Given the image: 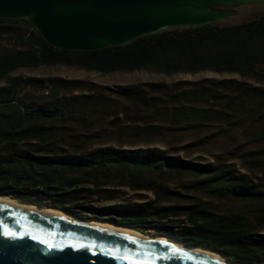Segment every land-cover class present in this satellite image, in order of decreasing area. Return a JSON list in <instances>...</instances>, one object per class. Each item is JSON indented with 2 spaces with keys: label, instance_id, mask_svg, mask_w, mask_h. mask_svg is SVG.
Instances as JSON below:
<instances>
[{
  "label": "trees",
  "instance_id": "16d2710c",
  "mask_svg": "<svg viewBox=\"0 0 264 264\" xmlns=\"http://www.w3.org/2000/svg\"><path fill=\"white\" fill-rule=\"evenodd\" d=\"M53 65L102 74L210 71L259 78L264 76L259 72L264 66V13L240 24L174 29L91 51L57 49L27 19L0 18V196L185 246H205L232 263L264 264L262 184L234 179L219 164L197 163L177 154H210L229 143L230 128L203 135L216 120L203 110L216 102L225 104L218 116L229 113L233 92L241 94L243 89H234L231 81L172 88L145 83L120 86L112 91V99L96 92L101 88L92 82L13 76L22 68ZM67 89L88 94L68 98ZM112 101L133 106L138 116L121 125L106 124L117 116L109 112ZM106 125L119 128L110 132ZM184 135L194 139L169 148ZM153 142L168 148L140 146ZM258 142L264 143V136L252 144ZM242 148L250 165L264 166V149ZM175 179L182 180L181 188L189 193L209 191L238 200L251 213L217 212L171 189Z\"/></svg>",
  "mask_w": 264,
  "mask_h": 264
},
{
  "label": "water",
  "instance_id": "95a60500",
  "mask_svg": "<svg viewBox=\"0 0 264 264\" xmlns=\"http://www.w3.org/2000/svg\"><path fill=\"white\" fill-rule=\"evenodd\" d=\"M250 4L264 6V0H0V18L27 19L57 49L91 51L174 29L223 25ZM178 243L0 203V264H238L195 251L217 253L205 246Z\"/></svg>",
  "mask_w": 264,
  "mask_h": 264
},
{
  "label": "rangeland",
  "instance_id": "374dc122",
  "mask_svg": "<svg viewBox=\"0 0 264 264\" xmlns=\"http://www.w3.org/2000/svg\"><path fill=\"white\" fill-rule=\"evenodd\" d=\"M264 13V6L259 4H250L237 8V14L234 17H230L223 25H233L247 22L254 18L257 14ZM259 72L264 75V66L259 68ZM13 76L28 78H55L60 77L65 80H81L86 82L95 83L101 89L96 88L95 91L103 93L105 97L115 99L112 91L118 87H126L132 85H139L145 83H157L167 85L172 88L174 85L182 84L184 87H188L189 83H203L207 87L215 86V82L219 81H231V85L234 89H243L241 94L231 96V111L218 116L217 113H223L225 110V104L211 102L205 110L211 116L213 124L205 134L217 135L225 132L227 129H231V139L229 143L219 148L218 151L211 152L210 154L201 152H178L180 156L197 163L208 164L215 163L219 164L222 169L229 171L231 177L245 182H253V184H262V190L264 191V166L261 164H249V158L244 157L242 153V147L245 149L256 150L264 149V143L258 142L256 145L252 144L255 140L264 136V82L259 79H264V76H258L259 78H243L235 73H214L210 71H203L198 73H176L172 75H166L163 73H157L146 70H139L133 72H116L110 74H102L96 71H87L78 67H71L65 65H53V66H41L39 68H22L13 73ZM212 81H215L214 83ZM109 89V90H104ZM111 91V92H110ZM255 91V93H254ZM88 94L85 91H74L65 90L64 95L68 98L74 95ZM262 95V96H260ZM113 102V103H112ZM111 102L110 113L116 115L108 118L106 124L118 122L120 125L126 120H133L138 116V110L133 106H121L117 101ZM126 109V110H125ZM123 110L126 111L127 115L123 114ZM216 113V114H214ZM214 117V118H213ZM219 117V118H218ZM132 123V122H131ZM104 129H108L110 132H116L119 126H108ZM175 144H172L169 148L176 149L183 146L187 141H192V136L184 135L178 138ZM109 145H116L115 142L110 141ZM249 145V146H247ZM141 147H158L168 148L165 145L153 142L150 144L140 145ZM125 148H132L131 146H124ZM138 148V146L134 147ZM233 153L234 156L229 153ZM219 155V159L215 158ZM250 166L249 169L244 166ZM263 170V172H262ZM184 182L188 181L183 180ZM180 183L182 180L175 179L171 181L170 188L177 189L183 195H189L196 199L201 204L207 207H211L220 213H251V208H246L238 200H227L218 195H212L209 191L207 192H188L186 189L181 188ZM138 231V230H137ZM140 232V231H139ZM142 233V232H140ZM149 236H155L154 234H146ZM163 237V236H156Z\"/></svg>",
  "mask_w": 264,
  "mask_h": 264
},
{
  "label": "bare ground",
  "instance_id": "6f19581e",
  "mask_svg": "<svg viewBox=\"0 0 264 264\" xmlns=\"http://www.w3.org/2000/svg\"><path fill=\"white\" fill-rule=\"evenodd\" d=\"M0 203L3 204H11L14 205L20 209L23 210H27V211H32V212H36L39 215H43L45 217H49V218H64V219H68V220H72V221H76L79 223H84V224H91L106 230H112V231H124V232H128L131 234L136 235L138 238L147 240L149 242H154V243H177L180 244L178 242H175L171 239H167L165 237H156V236H149V235H145L140 233L139 231L135 230V229H129V228H125V227H119L117 225H114L113 223H109V222H103V221H98V220H81L78 221L76 220L72 215H70L67 212L58 210V209H53V208H37L34 205L31 204H26V203H22L19 202L18 200L12 199L10 197H6V196H0ZM181 245V244H180ZM195 251L200 252L202 254H206V255H210V256H214L217 258H220L224 261H226L223 257H221L220 255H218L217 253H213L207 249H205L204 247H197L195 249ZM227 262V261H226Z\"/></svg>",
  "mask_w": 264,
  "mask_h": 264
}]
</instances>
